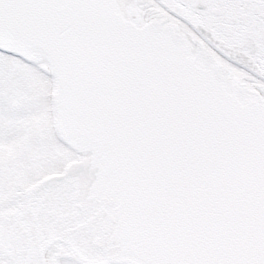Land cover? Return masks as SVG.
Here are the masks:
<instances>
[{
  "label": "snow or ice",
  "instance_id": "obj_1",
  "mask_svg": "<svg viewBox=\"0 0 264 264\" xmlns=\"http://www.w3.org/2000/svg\"><path fill=\"white\" fill-rule=\"evenodd\" d=\"M0 264H264V0H0Z\"/></svg>",
  "mask_w": 264,
  "mask_h": 264
}]
</instances>
